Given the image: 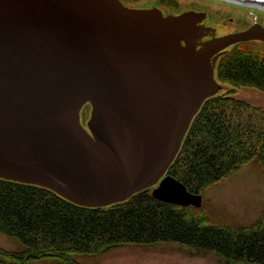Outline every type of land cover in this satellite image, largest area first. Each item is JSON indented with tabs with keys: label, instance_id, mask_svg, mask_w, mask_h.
I'll list each match as a JSON object with an SVG mask.
<instances>
[{
	"label": "water",
	"instance_id": "1",
	"mask_svg": "<svg viewBox=\"0 0 264 264\" xmlns=\"http://www.w3.org/2000/svg\"><path fill=\"white\" fill-rule=\"evenodd\" d=\"M205 17L119 0H0V178L86 207L158 184L155 198L200 207V193L162 177L221 89L218 55L264 41L258 23L218 36Z\"/></svg>",
	"mask_w": 264,
	"mask_h": 264
},
{
	"label": "trees",
	"instance_id": "2",
	"mask_svg": "<svg viewBox=\"0 0 264 264\" xmlns=\"http://www.w3.org/2000/svg\"><path fill=\"white\" fill-rule=\"evenodd\" d=\"M216 72L229 86L203 102L166 171L197 193L249 163L260 166L264 180V109L234 96L239 87L264 90V53L234 46L218 58ZM0 233L26 246L0 250V264L40 258L93 264L77 256L165 243L213 253L223 264H264V208L250 225L215 224L200 209L154 198L151 188L109 206L85 207L48 188L0 178Z\"/></svg>",
	"mask_w": 264,
	"mask_h": 264
},
{
	"label": "rangeland",
	"instance_id": "3",
	"mask_svg": "<svg viewBox=\"0 0 264 264\" xmlns=\"http://www.w3.org/2000/svg\"><path fill=\"white\" fill-rule=\"evenodd\" d=\"M129 6L161 7L165 12L176 13L184 9L205 10L206 23L217 29V34L244 29L254 20L264 26V10L240 5L226 0H122ZM238 48L264 52V42L253 40L241 42ZM222 86L229 84L221 81ZM235 96L251 106L264 109V90L255 87H239ZM91 109L86 104L80 111L81 122L86 125ZM264 208V180L258 164L249 163L227 177L208 186L202 192L200 211L207 215L210 223L228 225H250ZM26 246L17 238L0 233V250L25 251ZM93 264H223L213 253L195 254L175 243L151 247L125 245L113 248L92 258L77 256ZM51 258L29 260L28 264H51Z\"/></svg>",
	"mask_w": 264,
	"mask_h": 264
},
{
	"label": "bare ground",
	"instance_id": "4",
	"mask_svg": "<svg viewBox=\"0 0 264 264\" xmlns=\"http://www.w3.org/2000/svg\"><path fill=\"white\" fill-rule=\"evenodd\" d=\"M226 1L237 2L239 4H244V5L254 6V7H257V8L264 9V3L263 2H258V1H254V0H226ZM206 38H208V37H204L201 40L203 41Z\"/></svg>",
	"mask_w": 264,
	"mask_h": 264
}]
</instances>
